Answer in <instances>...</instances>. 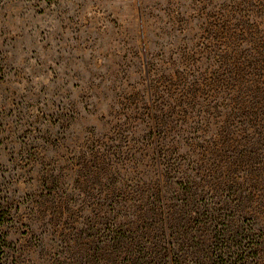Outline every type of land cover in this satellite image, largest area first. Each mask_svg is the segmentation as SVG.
Returning a JSON list of instances; mask_svg holds the SVG:
<instances>
[{
	"label": "rangeland",
	"instance_id": "rangeland-1",
	"mask_svg": "<svg viewBox=\"0 0 264 264\" xmlns=\"http://www.w3.org/2000/svg\"><path fill=\"white\" fill-rule=\"evenodd\" d=\"M264 264V0H0V264Z\"/></svg>",
	"mask_w": 264,
	"mask_h": 264
},
{
	"label": "trees",
	"instance_id": "trees-1",
	"mask_svg": "<svg viewBox=\"0 0 264 264\" xmlns=\"http://www.w3.org/2000/svg\"><path fill=\"white\" fill-rule=\"evenodd\" d=\"M171 264V263H170ZM172 264H178V261H175L174 263H172Z\"/></svg>",
	"mask_w": 264,
	"mask_h": 264
}]
</instances>
